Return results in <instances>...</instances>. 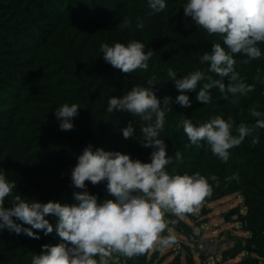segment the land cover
Here are the masks:
<instances>
[{
	"label": "trees",
	"instance_id": "obj_1",
	"mask_svg": "<svg viewBox=\"0 0 264 264\" xmlns=\"http://www.w3.org/2000/svg\"><path fill=\"white\" fill-rule=\"evenodd\" d=\"M165 2L163 12L150 15L147 0H0V168L6 171L8 180L17 184L14 194L41 203H74L73 192L81 190L71 186V170L89 144L93 151H121L133 159L150 162L152 149L143 148L136 140L142 121L127 112H107L108 100L133 87L146 86L152 76L156 77L157 96L175 99L179 93L169 81L167 70L172 68L178 78L197 69L207 71L208 65L200 63L201 56L211 50L212 43L222 44L220 37L208 35L190 17L185 18L186 0ZM125 18L131 20V27L121 30L118 25ZM137 18L144 22L143 29L136 27ZM132 40L145 43V51L150 48L154 55L147 71L124 75L104 61L100 45H126ZM258 46L262 51L259 60L242 64L240 61L246 57H235L237 71L246 84L255 86L254 91L239 97L238 103H231V96L225 100L213 89L209 104H201L195 92H189L192 106L170 104L173 111L166 113L160 134L168 154L179 151L183 157L180 163L169 165L170 173L199 172L217 177V181L209 180L213 194L200 207V215L211 211L207 206L210 202L231 194L242 197L243 207L238 205L224 213L236 216L248 233L241 244L231 237L232 246L223 251V261L244 253L235 264H264V129L257 130L258 144L253 145L252 138L246 137L230 150L225 163L205 147L191 145L176 123L178 114L183 113L195 125L216 115L225 119L231 116L234 128L240 123L254 124L250 110L264 113V44ZM257 69L261 80L254 79ZM65 103L80 106L70 131L60 130L54 112ZM133 119L135 137L125 140L121 130ZM237 173L239 181L228 179ZM87 190L101 201L106 196L105 183H88ZM10 200L5 201L6 207L11 206ZM187 216L194 219L197 213ZM46 218L55 227L56 218ZM178 221L186 227L187 235L195 234L191 226ZM38 235L37 240L6 229L0 231V264H31L42 245L60 242L55 232ZM160 251L155 247L132 260L116 257L112 264H160Z\"/></svg>",
	"mask_w": 264,
	"mask_h": 264
},
{
	"label": "clouds",
	"instance_id": "obj_2",
	"mask_svg": "<svg viewBox=\"0 0 264 264\" xmlns=\"http://www.w3.org/2000/svg\"><path fill=\"white\" fill-rule=\"evenodd\" d=\"M147 3L150 15L161 13L167 7L165 0H147ZM183 11L185 18L190 17L195 26L222 39V44L212 43L211 50L200 58L201 64L208 65L207 71L197 69L178 78L169 68L167 76L179 93L175 99L159 98L156 77L152 76L146 86L133 87L120 97L112 96L106 109L109 113L127 112L133 118L139 117L142 123L136 140L143 148L152 149L150 162L133 159L121 151L103 148L93 151L92 145H87L71 170V186L81 190L73 192L75 202L72 204L52 200L41 203L14 194L17 184L8 180L6 171L0 168V231L6 229L37 240L40 239L38 232L45 236L55 232L60 238L57 244L42 245L40 254L33 255L31 264H112L116 257L132 260L154 247L162 250L176 242L175 235H163L166 231L171 233L170 223L177 222L166 217L171 215L183 220L188 214L194 215L213 194L209 180L217 181L215 175L168 171L169 165L174 161L180 163L183 157L179 151L169 155L160 134L164 131L166 113L173 111L170 104L182 108L192 106L189 92H195L196 101L209 104L213 89L223 94L225 100L231 96V103H238L239 97L255 90L237 71L235 57H246L240 61L242 64L262 57L258 45L264 44V0H186ZM118 27L130 28L131 20L125 18ZM136 27L144 28L140 18ZM145 48L142 41L132 40L126 45L102 43L100 52L106 63L127 75L148 70L154 50L145 51ZM254 79L261 80L259 69ZM79 109L78 104L65 103L54 111L61 131L74 128L72 120ZM250 115L255 118L254 124L240 123L234 128L231 116L225 119L216 115L195 125L180 113L176 127L183 129L191 145L205 147L226 163L230 150L246 137L252 138L253 145L259 143L257 130L264 129V113L253 108ZM121 131L125 140L134 139V119ZM228 179L239 181V174ZM88 183L106 184L102 201L88 192ZM8 198H11L10 207L5 206ZM49 216L56 218L55 227L46 218Z\"/></svg>",
	"mask_w": 264,
	"mask_h": 264
},
{
	"label": "rangeland",
	"instance_id": "obj_3",
	"mask_svg": "<svg viewBox=\"0 0 264 264\" xmlns=\"http://www.w3.org/2000/svg\"><path fill=\"white\" fill-rule=\"evenodd\" d=\"M238 205L243 207L242 197L238 194H231L208 203L207 206L211 208V211L206 216L197 213L196 218L193 219L186 215L182 221L191 226L195 233L192 236L185 233L186 227L179 223L177 217L171 218L170 221L176 220L177 222L170 223L171 233L167 232L175 235L176 242L160 251V264H223V262L235 264L244 253L223 261V251L232 246L231 237L242 240L248 233L241 228L236 216H226L224 213ZM201 240L218 242L220 250L215 259L201 256L198 250V243ZM189 258H192V262H189Z\"/></svg>",
	"mask_w": 264,
	"mask_h": 264
},
{
	"label": "built area",
	"instance_id": "obj_4",
	"mask_svg": "<svg viewBox=\"0 0 264 264\" xmlns=\"http://www.w3.org/2000/svg\"><path fill=\"white\" fill-rule=\"evenodd\" d=\"M198 250H199L200 254H203L206 257L208 256L209 258L215 259V256H217L219 253L220 245L218 244V242H215L212 240H210V241L201 240L198 243Z\"/></svg>",
	"mask_w": 264,
	"mask_h": 264
},
{
	"label": "water",
	"instance_id": "obj_5",
	"mask_svg": "<svg viewBox=\"0 0 264 264\" xmlns=\"http://www.w3.org/2000/svg\"><path fill=\"white\" fill-rule=\"evenodd\" d=\"M237 243H238V244H241V243H242V241H241V240H239Z\"/></svg>",
	"mask_w": 264,
	"mask_h": 264
}]
</instances>
